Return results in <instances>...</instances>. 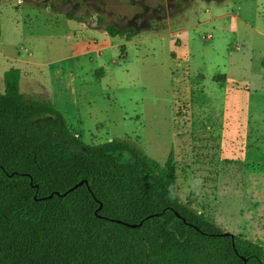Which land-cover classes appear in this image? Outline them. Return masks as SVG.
<instances>
[{
    "label": "rangeland",
    "instance_id": "obj_1",
    "mask_svg": "<svg viewBox=\"0 0 264 264\" xmlns=\"http://www.w3.org/2000/svg\"><path fill=\"white\" fill-rule=\"evenodd\" d=\"M10 69L85 144L173 154L179 200L264 246V0H0V93Z\"/></svg>",
    "mask_w": 264,
    "mask_h": 264
},
{
    "label": "trees",
    "instance_id": "obj_2",
    "mask_svg": "<svg viewBox=\"0 0 264 264\" xmlns=\"http://www.w3.org/2000/svg\"><path fill=\"white\" fill-rule=\"evenodd\" d=\"M20 79L7 71L0 93V264H264V246L179 200L173 154L161 166L126 141L87 145Z\"/></svg>",
    "mask_w": 264,
    "mask_h": 264
},
{
    "label": "water",
    "instance_id": "obj_3",
    "mask_svg": "<svg viewBox=\"0 0 264 264\" xmlns=\"http://www.w3.org/2000/svg\"><path fill=\"white\" fill-rule=\"evenodd\" d=\"M81 185H83V182H80L78 186H81ZM78 186H77V187H78ZM75 188H76V187H75ZM224 235H225V236H228V235H229V236H231L232 238L234 237V235L229 234V233H224Z\"/></svg>",
    "mask_w": 264,
    "mask_h": 264
}]
</instances>
